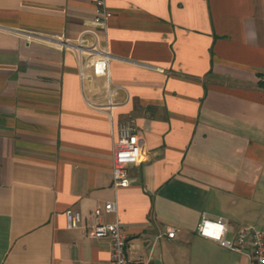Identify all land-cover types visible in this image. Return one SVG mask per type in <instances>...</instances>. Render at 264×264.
Segmentation results:
<instances>
[{"label": "crops", "instance_id": "obj_1", "mask_svg": "<svg viewBox=\"0 0 264 264\" xmlns=\"http://www.w3.org/2000/svg\"><path fill=\"white\" fill-rule=\"evenodd\" d=\"M106 8L103 30L93 0H0V264H107L109 240L90 234L96 208L124 228L133 261L248 264L195 230L203 214L229 237L264 229V0ZM94 36L105 76L43 41ZM130 119L142 154L114 187ZM68 209L81 227H66Z\"/></svg>", "mask_w": 264, "mask_h": 264}, {"label": "built area", "instance_id": "obj_2", "mask_svg": "<svg viewBox=\"0 0 264 264\" xmlns=\"http://www.w3.org/2000/svg\"><path fill=\"white\" fill-rule=\"evenodd\" d=\"M96 17L94 22L103 30L106 29V22L111 13L106 8V0H93ZM28 40L34 38L28 35ZM45 42L54 44L64 49L73 50L77 55L85 58V64L96 74H106L108 54L100 43V39L94 36L90 42L85 37H80L75 41L57 40L55 38H43ZM82 77L86 75L82 72ZM113 102H108L107 108L113 107ZM142 139L136 129L134 120L118 126L117 138L112 154V184L117 187L128 180V167L139 162L142 154ZM116 210L115 203L106 202L103 211L112 213ZM102 209L96 208L90 213L93 220L91 225V235L96 238H106L110 242V257L107 264H146L133 261L126 256L125 250L128 237L124 228L118 221L112 223L103 222L101 219ZM66 227L75 229L82 226V217L79 212L68 209L65 211ZM196 234L201 237L212 239L230 251L245 253L248 264H264V229L254 230L244 228L237 231L233 236L227 235V225L222 218L216 220L208 219L202 215L200 222L196 226ZM167 238L175 237V230L166 231Z\"/></svg>", "mask_w": 264, "mask_h": 264}]
</instances>
